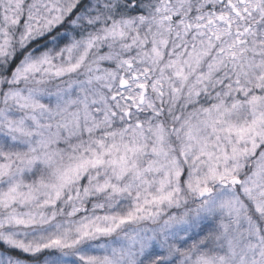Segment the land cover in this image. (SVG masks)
Listing matches in <instances>:
<instances>
[{
	"label": "snow or ice",
	"instance_id": "1",
	"mask_svg": "<svg viewBox=\"0 0 264 264\" xmlns=\"http://www.w3.org/2000/svg\"><path fill=\"white\" fill-rule=\"evenodd\" d=\"M0 264H264V0H0Z\"/></svg>",
	"mask_w": 264,
	"mask_h": 264
}]
</instances>
